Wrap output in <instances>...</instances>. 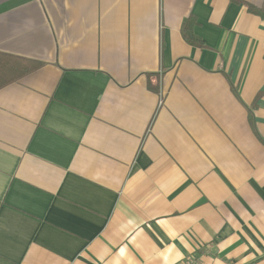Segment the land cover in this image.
<instances>
[{
  "label": "crops",
  "instance_id": "1",
  "mask_svg": "<svg viewBox=\"0 0 264 264\" xmlns=\"http://www.w3.org/2000/svg\"><path fill=\"white\" fill-rule=\"evenodd\" d=\"M0 264H264V0H0Z\"/></svg>",
  "mask_w": 264,
  "mask_h": 264
},
{
  "label": "trees",
  "instance_id": "2",
  "mask_svg": "<svg viewBox=\"0 0 264 264\" xmlns=\"http://www.w3.org/2000/svg\"><path fill=\"white\" fill-rule=\"evenodd\" d=\"M194 25V21L191 17L185 19L183 21V24L181 26V35L183 37V39L189 43L190 45H199L201 44L199 39L197 37H195L192 33V27ZM26 69L24 70V72H30L32 70V68H34L35 66H37V64L35 62L30 63L28 62V64H26Z\"/></svg>",
  "mask_w": 264,
  "mask_h": 264
}]
</instances>
